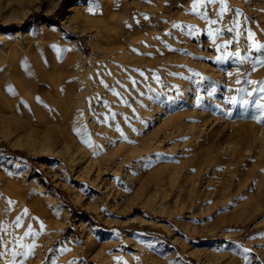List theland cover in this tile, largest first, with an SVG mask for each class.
I'll return each mask as SVG.
<instances>
[{
    "label": "rangeland",
    "instance_id": "rangeland-1",
    "mask_svg": "<svg viewBox=\"0 0 264 264\" xmlns=\"http://www.w3.org/2000/svg\"><path fill=\"white\" fill-rule=\"evenodd\" d=\"M72 2L0 0V264H264V146L226 145L264 130V0Z\"/></svg>",
    "mask_w": 264,
    "mask_h": 264
},
{
    "label": "bare ground",
    "instance_id": "bare-ground-1",
    "mask_svg": "<svg viewBox=\"0 0 264 264\" xmlns=\"http://www.w3.org/2000/svg\"><path fill=\"white\" fill-rule=\"evenodd\" d=\"M35 1V0H34ZM61 0H45V7H46V11H52V10H54V8H53V5H54V7H55V5H58V3L60 2ZM73 2L68 6V8L66 9V11H65V16H64V18L62 19V21H63V23L64 24H66V26L68 27V28H71L73 25H71V24H69L68 23V19L67 18H69V16L70 15H72V14H74V19H75V23H77V25H75V27H78V25H81V32L82 33H91V34H95V33H106V32H110L111 31V25H110V23L105 19V17H102L101 16V14H102V10H100V9H96V8H94V9H90V10H80V11H78V12H76V10L80 7V5L83 3V1L84 0H72ZM32 2H33V0H32ZM30 8H32V6L30 7ZM95 17H97V18H95ZM67 21V22H66ZM41 23L44 25V26H46V27H55V28H58L59 30H60V26H59V24H57V23H55V22H48V21H41ZM5 32V31H4ZM17 33H22V29H18L17 31H16ZM15 32V33H16ZM16 33V34H17ZM1 34H2V32H1ZM137 34H139V30H137V32L136 31H132L130 34H129V37H130V39H134L133 37L135 36V35H137ZM4 35V34H3ZM2 36V35H1ZM18 36H20V35H18ZM75 40V39H74ZM130 41V40H129ZM96 45H93V47H95ZM92 47V48H93ZM39 68V67H38ZM16 70V69H15ZM41 72V71H40ZM13 74H15L14 73V71H11L10 72V76H13ZM21 81V80H20ZM16 82H19V81H17L16 80ZM22 82V81H21ZM21 82H20V84H21ZM260 118V117H259ZM262 118H264L263 116H262ZM262 118H260V120L259 121H257V122H259V123H264V122H261V120H262ZM256 120H257V118H256ZM263 121V120H262ZM236 131H239V132H241V131H243V130H246L244 133H241V134H239L238 135V141L239 142H236L235 141V144L236 143H238V145L240 144V146L242 145H245V144H247V142H252L253 144H259V142H261L262 144H260V146L261 145H263L264 146V130L262 131V136L261 137H259V136H257V134L255 133V130H256V127L252 124V125H239V127L238 128H236L235 129ZM70 132H72L71 130H70ZM230 139V138H229ZM235 139V138H234ZM231 140V139H230ZM230 140H228V141H230ZM234 141V140H233ZM233 141H230V142H232L233 143ZM235 144H232L233 146H230V144H229V142H228V144H226V145H228L230 148H231V150H230V153L231 154H235L236 152H238V149L239 148H241L240 146L239 147H237V144L235 145ZM252 144V145H253ZM215 146V145H214ZM213 146V147H214ZM219 146V145H218ZM225 146V145H224ZM223 146V147H224ZM212 147V146H211ZM217 147V146H216ZM227 147V146H226ZM215 148V147H214ZM213 148V149H214ZM238 148V149H237ZM243 148V147H242ZM264 148V147H263ZM211 149V151H213L212 150V148H210ZM217 149V148H216ZM223 149V148H222ZM225 149H227V148H225ZM237 149V150H236ZM249 149V148H248ZM261 149H262V147H261ZM215 150V149H214ZM210 151V152H211ZM226 151H229V149H227ZM243 151V150H242ZM242 151H241V153H242ZM244 152V151H243ZM245 152H247V151H245ZM261 152V151H260ZM216 153H218V152H216ZM215 153V154H216ZM220 153H222V152H220ZM240 153V151L238 152V154ZM240 153V154H241ZM211 154V155H210ZM209 155H210V157L214 154V153H210ZM219 154V153H218ZM237 154V155H238ZM247 154V153H246ZM251 154V153H250ZM260 154V156L262 155V152L261 153H259ZM244 155V154H243ZM234 156V155H233ZM240 157H241V155H239ZM239 156L237 157V159L239 158ZM245 156V155H244ZM235 157V156H234ZM243 157V156H242ZM241 157V158H242ZM215 159L214 158V155H213V157H211L210 158V161H212L211 159ZM236 159V160H237ZM239 160H241V159H239ZM242 160H243V158H242ZM216 161H217V158H216ZM214 162V161H213ZM208 163H210V162H208ZM262 163V162H261ZM211 164V163H210ZM208 165V164H207ZM219 167V166H218ZM217 167V168H218ZM209 168H215V167H210L209 166ZM223 168V167H222ZM230 169H231V167H229ZM226 169V167H224V170ZM237 169V168H236ZM229 169H227V171H228ZM244 170H245V168H244ZM213 171H216V170H214L213 169ZM218 171H220V172H222L223 173V170L221 171V170H218ZM226 171V170H225ZM230 171H232V170H230ZM230 171H228V172H230ZM234 171V170H233ZM238 171V170H237ZM221 173V174H222ZM227 173V172H226ZM232 173V172H231ZM230 173V174H231ZM238 174H237V176H240V178H238L239 180L240 179H242L243 177H244V180L242 179V185H241V183H240V185H241V187H240V189L237 191V194H238V196H240L239 195V193H243L244 192V195H245V193H247V192H249V189H252L253 190V188L254 187H256V188H254L255 189V194H254V197H257L258 199H259V197L261 198V197H263V196H260L261 194H264V193H262L263 192V188H264V161H263V163L262 164H257V165H255L254 167H253V169L251 170V171H247V172H240V169H239V171L237 172ZM229 175V174H228ZM227 174H226V176H228ZM236 175V174H235ZM225 176V175H224ZM236 176V177H237ZM228 177H231V175L230 176H228ZM226 178V177H225ZM224 179V178H223ZM227 179V178H226ZM230 179H232V178H230ZM237 179V180H238ZM236 180V179H235ZM224 181V180H223ZM226 181V180H225ZM229 181V180H228ZM228 181H226V182H228ZM231 181V180H230ZM232 182H233V180H232ZM238 182V181H237ZM239 182H241V181H239ZM228 183H230V182H228ZM235 183V182H234ZM254 185H256V186H254ZM227 187V186H226ZM229 187H232V185L230 186V184H229ZM234 187V186H233ZM228 190H229V188H228ZM233 189H231V191H232ZM251 190V191H252ZM247 191V192H246ZM232 192H235V191H232ZM231 192V193H232ZM253 192V191H252ZM253 192V193H254ZM233 194V196H234V193H232ZM235 194H236V192H235ZM236 194V195H237ZM248 195H249V193H247ZM242 195V194H241ZM247 197V196H246ZM251 197H252V195H251ZM241 198V197H240ZM239 197H238V199H240ZM244 198V197H243ZM243 198H241V199H243ZM253 198V197H252ZM245 199V198H244ZM257 199V200H258ZM262 199V198H261ZM260 199V200H261ZM249 200H251V199H249ZM249 200H248V202H249ZM252 200H254V201H256L255 199H252ZM251 200V201H252ZM253 201V202H254ZM247 202V203H248ZM19 207V206H18ZM22 207H23V205H22ZM35 208L37 209V211H38V204H36V206H35ZM63 208H65V207H63ZM1 210V209H0ZM39 210H41V209H39ZM20 210H18V212H19ZM1 213V212H0ZM41 213V212H40ZM17 214V213H16ZM1 215V214H0ZM20 215H17V217H19ZM16 219V218H15ZM18 219V218H17ZM17 219H16V222H17ZM85 219V218H84ZM87 220V219H86ZM13 221V220H12ZM15 222V224H17ZM14 224V225H15ZM13 226V225H12ZM16 226V225H15ZM173 241V240H172ZM175 242V241H174ZM162 243V242H161ZM162 244H164V243H162ZM198 253V252H197ZM195 254H196V252H195Z\"/></svg>",
    "mask_w": 264,
    "mask_h": 264
},
{
    "label": "snow or ice",
    "instance_id": "snow-or-ice-1",
    "mask_svg": "<svg viewBox=\"0 0 264 264\" xmlns=\"http://www.w3.org/2000/svg\"><path fill=\"white\" fill-rule=\"evenodd\" d=\"M208 2H210L212 4H215L216 3V0H208ZM226 10H227V6L225 5L224 7L221 8L220 15L222 16ZM212 23H215V21H213ZM237 35H238V33H237ZM252 38H253V34L249 30V39L251 40ZM256 47L257 48H260L261 46L260 45H256ZM237 55H239V54H237ZM260 91L261 92H264V88H261ZM249 95H252V93H249ZM261 99H264V97H262ZM245 103H248V102L245 101ZM258 107L264 108V104H259ZM117 131H120V129L117 128ZM88 146H91V144H89ZM9 203H11V201H9ZM25 215H27V210H25ZM16 223H17V225L20 224V218L17 219V222ZM41 228H43V224H41ZM29 234H33L31 228L29 229ZM34 235L38 236L39 233L38 232L37 233H34ZM4 240H5V236L4 235H0V247H4L5 248V251L4 252H0V257H2V256H4V255L7 254V251H6L7 250V244L4 243ZM21 247H24L26 249V251L23 253V255L27 258L28 256H30V255L33 254V251H34L36 245L35 244H31V245H21ZM11 254H12L13 258H14L13 259V264H15V257L17 255H20V253H18L15 250V248H13ZM118 264H126V262H118Z\"/></svg>",
    "mask_w": 264,
    "mask_h": 264
},
{
    "label": "trees",
    "instance_id": "trees-1",
    "mask_svg": "<svg viewBox=\"0 0 264 264\" xmlns=\"http://www.w3.org/2000/svg\"><path fill=\"white\" fill-rule=\"evenodd\" d=\"M66 3V2H65ZM65 3H63V5H62V8H64V6H65ZM61 9V8H60ZM10 154H12V155H15V156H17V157H21V158H27V159H31V156H27V155H25L24 153H21V152H18V151H8Z\"/></svg>",
    "mask_w": 264,
    "mask_h": 264
}]
</instances>
